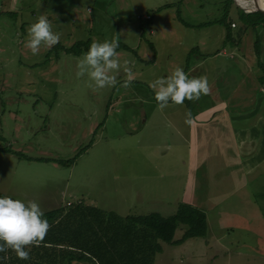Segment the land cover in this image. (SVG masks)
I'll return each mask as SVG.
<instances>
[{
  "label": "rangeland",
  "instance_id": "1",
  "mask_svg": "<svg viewBox=\"0 0 264 264\" xmlns=\"http://www.w3.org/2000/svg\"><path fill=\"white\" fill-rule=\"evenodd\" d=\"M240 11L253 8L236 0H0V148L8 150L0 152V191L35 200L42 210L81 201L121 216H167L189 202L196 176L195 201L212 232L161 242L153 264H264V85L254 81L246 55L254 59L257 32L254 61L263 69L254 68L262 75L264 28L245 26ZM41 14L61 36L34 56L24 44ZM117 33L121 62L134 63L131 85L122 86L127 74L121 70L115 86L89 87L87 75L76 76L87 51L80 46L75 54L71 46L110 41ZM176 66L189 78L206 76L210 92L183 105L170 101L160 111L149 85ZM221 104L247 120L254 137L249 160L260 162L249 172L246 192L219 200L209 173L216 156L193 167L199 158L191 156L185 113L203 116ZM184 230L177 227L173 241ZM257 243L259 250L251 247Z\"/></svg>",
  "mask_w": 264,
  "mask_h": 264
},
{
  "label": "trees",
  "instance_id": "2",
  "mask_svg": "<svg viewBox=\"0 0 264 264\" xmlns=\"http://www.w3.org/2000/svg\"><path fill=\"white\" fill-rule=\"evenodd\" d=\"M241 16L245 26L264 28V13L242 11ZM80 46L87 51L90 44L77 42L69 52L78 53ZM259 47L260 36L255 32L253 49L258 60ZM256 65L258 70L263 69L259 61ZM259 75L257 71L256 80L264 85V73ZM191 117L196 118V115ZM0 152L8 150L2 147ZM3 196L8 195L0 191V197ZM69 205L43 210L51 227L39 247L25 249L29 251L28 260L18 259L9 249L0 252V264H153L155 254L161 250V242L178 243L188 238L205 237L208 230L205 212L187 202H179L175 211L167 216L157 212L121 216L81 201ZM180 225L185 226L182 237L173 241Z\"/></svg>",
  "mask_w": 264,
  "mask_h": 264
},
{
  "label": "clouds",
  "instance_id": "3",
  "mask_svg": "<svg viewBox=\"0 0 264 264\" xmlns=\"http://www.w3.org/2000/svg\"><path fill=\"white\" fill-rule=\"evenodd\" d=\"M60 32L53 31V25L48 17L41 14L27 29V39L24 47L32 55H38L41 46L52 47L60 41ZM120 46V34L112 39L93 40L86 53L77 60V78L88 76L94 89L110 88L116 85L121 70L127 74L123 87H129L134 79L132 67L134 63L124 60L123 63L117 53ZM149 87L154 92V98L160 111L169 106L171 101L176 105H183L185 100L196 101L201 95L210 92V85L206 76L192 77L182 67H174L166 77L153 80ZM186 123L191 122V112L187 110ZM69 204V203H68ZM51 225L44 218V212L38 202L13 199L8 196L0 197V252L12 250L20 260L30 258L31 247H39L44 241Z\"/></svg>",
  "mask_w": 264,
  "mask_h": 264
},
{
  "label": "crops",
  "instance_id": "4",
  "mask_svg": "<svg viewBox=\"0 0 264 264\" xmlns=\"http://www.w3.org/2000/svg\"><path fill=\"white\" fill-rule=\"evenodd\" d=\"M247 61L252 66L253 78L257 77V71L254 68L256 64L255 56L252 59L248 54ZM245 58V57H244ZM246 60V58H245ZM250 61V62H249ZM250 69L248 68L247 71ZM256 79H254L255 81ZM257 81V80H256ZM257 88V87H255ZM261 90L262 88L259 87ZM231 95V93H229ZM244 100L243 98H241ZM221 104V107L207 108V114L203 116H196V118L191 117V122L188 123L187 127V141L192 147L191 156H197L198 161L193 160L194 168L202 167L203 163L206 164L207 159L211 156L210 154L216 156L215 167L210 169L209 173H214L211 177L212 183L215 188L212 189L211 193L215 195L214 199H229L228 196L234 195L239 192H246V186L248 183L249 172L256 171L257 165L260 160L250 163L249 160V148L250 142L254 140L248 132L247 120L243 118H233V116L228 113L227 108ZM213 109V110H212ZM201 113V112H200ZM261 115H264V108L261 111ZM197 137L196 139L194 138ZM211 142L213 146L215 145V150L213 152L207 149V143ZM219 174V179L217 180L216 175ZM196 176L193 177L190 195L185 196L188 199L187 203H194L197 207L202 205L198 203L195 199H199L197 193L194 190L196 186ZM217 184H227V189L225 187L220 190ZM239 199H248L247 195L245 197L240 196ZM215 211V207H213ZM219 211L217 212V215ZM213 227L214 226V223ZM207 234L212 232V225H207ZM264 233V230H263ZM260 244L257 243L252 246L254 249L259 250Z\"/></svg>",
  "mask_w": 264,
  "mask_h": 264
},
{
  "label": "bare ground",
  "instance_id": "5",
  "mask_svg": "<svg viewBox=\"0 0 264 264\" xmlns=\"http://www.w3.org/2000/svg\"><path fill=\"white\" fill-rule=\"evenodd\" d=\"M236 1L246 9H252L255 7L256 4H258L260 8H264V0H236Z\"/></svg>",
  "mask_w": 264,
  "mask_h": 264
},
{
  "label": "water",
  "instance_id": "6",
  "mask_svg": "<svg viewBox=\"0 0 264 264\" xmlns=\"http://www.w3.org/2000/svg\"><path fill=\"white\" fill-rule=\"evenodd\" d=\"M253 11H260V12L264 13V8H260L258 6V4H256L255 7L253 8Z\"/></svg>",
  "mask_w": 264,
  "mask_h": 264
}]
</instances>
